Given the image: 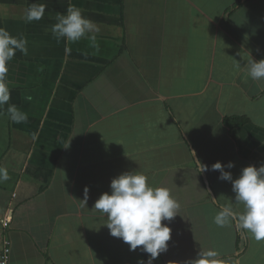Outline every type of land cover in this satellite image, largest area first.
<instances>
[{
	"label": "crops",
	"instance_id": "1",
	"mask_svg": "<svg viewBox=\"0 0 264 264\" xmlns=\"http://www.w3.org/2000/svg\"><path fill=\"white\" fill-rule=\"evenodd\" d=\"M33 4L45 12L29 23ZM71 6L98 29L95 42L53 36L56 15ZM0 28L28 47L7 77L9 104L28 119L14 123L0 107L8 264H147L92 210L125 171L168 188L180 205L162 221L171 239L152 264H188L207 249L220 264H264V240L214 223L219 205H242L211 169L231 161L225 171L235 178L264 164V81L243 73L250 58L264 59V0H0ZM190 150L207 171L198 173Z\"/></svg>",
	"mask_w": 264,
	"mask_h": 264
},
{
	"label": "clouds",
	"instance_id": "2",
	"mask_svg": "<svg viewBox=\"0 0 264 264\" xmlns=\"http://www.w3.org/2000/svg\"><path fill=\"white\" fill-rule=\"evenodd\" d=\"M45 5L33 4L25 9L26 22L39 21L43 18ZM56 23L52 26V34L57 39H65L75 43L82 38L95 42L98 31L93 22L86 18L78 7L67 8L65 14H57ZM19 51L28 55L27 40L23 36H13L4 28H0V107L8 105L9 119L14 123L27 121V114L15 105L9 104L11 99V81L8 80V64ZM239 67V66H238ZM245 78L264 81V59H249L243 67ZM31 100V96L26 97ZM70 140V139H69ZM68 143L64 146L69 147ZM191 159L195 162L198 173L208 170L196 157L195 150H190ZM195 158V159H193ZM233 163L222 165L217 161L211 165L212 170L219 171V178L230 181L234 202L242 205V210L233 207L232 203L219 205L214 216V223L219 227L229 226L232 222L239 229L247 230L256 241L264 240V164L259 167L247 165L241 168L237 177L233 178ZM9 179L8 173L0 169V181ZM110 191L103 192L95 200L92 210L99 212L104 218L110 235L122 239L132 251L138 248L148 254L147 264H152L161 253L167 250V242L171 239V229L162 221H171L179 214L180 205L172 197L166 187H153L148 183L145 174L136 171H125L110 181ZM88 189H84L83 204L87 202ZM215 202V199H213ZM139 264H145L140 261ZM188 264H220L218 252L214 249L199 251L195 259Z\"/></svg>",
	"mask_w": 264,
	"mask_h": 264
},
{
	"label": "built area",
	"instance_id": "3",
	"mask_svg": "<svg viewBox=\"0 0 264 264\" xmlns=\"http://www.w3.org/2000/svg\"><path fill=\"white\" fill-rule=\"evenodd\" d=\"M11 222L10 212L4 214L0 220L2 240L0 248V264H8L10 258V241L6 235L9 224Z\"/></svg>",
	"mask_w": 264,
	"mask_h": 264
},
{
	"label": "trees",
	"instance_id": "4",
	"mask_svg": "<svg viewBox=\"0 0 264 264\" xmlns=\"http://www.w3.org/2000/svg\"><path fill=\"white\" fill-rule=\"evenodd\" d=\"M1 110H3V107L1 108ZM3 111H5V110H3ZM243 121H244V119H235V121L233 122V124L239 125V124L243 123ZM226 122H227V120H226Z\"/></svg>",
	"mask_w": 264,
	"mask_h": 264
}]
</instances>
